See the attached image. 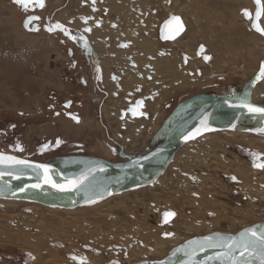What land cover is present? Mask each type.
<instances>
[{
	"label": "rangeland",
	"instance_id": "374dc122",
	"mask_svg": "<svg viewBox=\"0 0 264 264\" xmlns=\"http://www.w3.org/2000/svg\"><path fill=\"white\" fill-rule=\"evenodd\" d=\"M56 1L50 0L54 5L53 8L60 10L56 6L58 5ZM71 3L72 7L68 9L74 10L73 15L78 8V0L67 1L66 5L69 6ZM124 15H121L122 20L126 18ZM111 17L116 18L117 15L113 14ZM125 20L131 21L129 16ZM217 21L221 22L219 19ZM217 21L213 20V23L216 25ZM205 27L208 28V25ZM122 29H128L126 33H129L130 40L135 44L133 49L140 51L136 59L139 65H142L140 61L146 62L147 55L154 56L162 48H172V54H175L170 61L164 60V62L168 61L170 67L174 69L172 73L167 68V76L161 74L157 63L149 62L156 68L158 73L156 79L161 78L165 84L167 89L165 94L169 95L165 102L171 105L170 108L165 107V110L161 108L162 114L156 121V125H150V121H143V127L146 129L143 132L136 133L138 127H130L129 132L124 133L130 141L119 136V142L125 143V150H129L125 155H129L130 152L144 155L162 141V138L154 140L153 137L160 129L164 118L171 114L177 103L204 91V85H202L191 88L190 93L179 96L184 88L176 85L188 83L191 79L177 72L175 66L179 62V54L175 53V50L180 52L185 49L188 52L187 46L194 49L197 44L204 41L201 42L200 38L198 40L192 38L196 35L195 27L190 28V31L180 39V43L183 42L175 47V50L172 45H159L158 48L156 39L154 42L155 34H149V37L144 35L138 39L130 33L128 25H122ZM109 30L106 31L107 37L112 36ZM216 32H212L215 34L213 36L215 42L218 41L216 39L218 32ZM44 34H40L38 39H33L20 31L21 43L37 44V73L31 76H28L27 72L24 74L28 59L26 53L22 52V73L19 81L9 77L15 79H10V84L15 86V94L8 92L7 88L2 94L0 93V126L8 123L19 125L20 144L26 147L27 156L35 162L58 161L78 155L82 152L81 150L84 151V157L108 159L113 163L124 162L118 154H113L114 150H110L111 155L106 154V147L112 146V139H118L117 134L121 130L118 128L117 115L108 117L107 125L110 128L105 130L96 113L91 112L89 108L96 104L95 101L99 104L100 100L96 99L98 97L95 98L88 93L85 96H73L68 94V90L54 91L60 95L58 98L61 102L73 98L75 103L77 101L85 103L86 110L90 111L88 114L84 108L79 110L75 105V110L81 112L80 116L83 119L82 125L78 126L63 116L56 117L54 113L46 109L50 104V96H47L46 91L50 89V82L53 83L57 79L54 75L46 73L50 64L49 60L66 57V55L64 47L58 40H49L50 45L44 44L45 40L42 38ZM204 34L202 33L201 37H204ZM204 40L208 42L205 37ZM219 45L220 40L215 47ZM158 62L161 67L163 61ZM254 64L257 66L258 60H254ZM12 65V62L7 63L9 67L6 68V72L10 73ZM55 65L56 63H53V67H56ZM194 65L193 67L198 70L202 69L197 66L199 64ZM231 68L234 72L233 75L228 76L227 80L220 81L223 67L220 69L221 73H215L217 76L213 78L218 79L209 82L214 86L218 85V87H212L215 89L213 93L224 92V86L228 84H247L246 80L250 75L247 78L237 77L235 76L237 66L233 65ZM203 70L205 72V69ZM129 71L132 74L139 73V69L137 72ZM240 87L242 88L241 85ZM257 89L255 91L257 94L258 91L264 92V85ZM78 90L77 86L73 91ZM237 96L236 94L232 97ZM85 99L86 102H84ZM249 100L257 105H264L262 98L253 100L250 97ZM112 101V98H107V108L112 107L114 104ZM113 110L114 108L105 110L104 117H107V111ZM150 114L155 113L150 112ZM138 121L140 120L130 123L133 125L139 123ZM247 125L252 127L253 124L249 121ZM63 126L66 131L62 132ZM263 133L219 132L206 135L184 146L176 154L162 178L154 185L128 188L105 201L89 206L65 209L27 200L0 199V255H5L4 258L0 256V264H38L37 257L47 259L48 264H77L71 256L82 253L90 259L88 264H135L142 259L164 258L175 246L194 237L217 232L235 234L242 229L262 223L264 222V168H253V162L248 155L241 153L239 149L261 154L260 163H264ZM56 137L62 140L64 147L58 152L39 156V145L47 141L53 142ZM163 138L165 140L166 136ZM79 147L81 150L78 149ZM233 177L235 180L232 179ZM166 211L173 212L175 215L169 223L165 224L162 222V213ZM163 235L168 237L164 238ZM189 246L192 244L186 245L187 252ZM193 251H190L188 255ZM12 253L25 255L28 259L24 262H19L16 257L8 260L7 255ZM183 259L180 258L181 261Z\"/></svg>",
	"mask_w": 264,
	"mask_h": 264
},
{
	"label": "flooded vegetation",
	"instance_id": "af4514ba",
	"mask_svg": "<svg viewBox=\"0 0 264 264\" xmlns=\"http://www.w3.org/2000/svg\"><path fill=\"white\" fill-rule=\"evenodd\" d=\"M67 1L72 2V0H57L56 3L58 5L56 6L60 8V10H57L53 8L54 5L50 0H43V7H40L36 3V0H31L28 10L25 11L21 6L14 3V0H0V85L2 86L0 93L2 94L4 92L3 90L7 88L8 92L13 95L15 94V86L10 84L11 78L9 77H14L16 81H19L22 73V52L26 53L25 55H27L28 59L24 74L27 72L28 76H31V74L37 73V44H33V42L27 44L21 43L20 31L25 36L33 39H38L40 34L45 33L42 38L45 40L43 43L47 45H50L49 40H58L60 45L65 49L64 54L66 57L51 58L49 60L50 64L46 73L48 72V75H54L57 79L53 82L55 85L50 82V89L46 91L48 92L47 96H50V104L46 109L54 113L56 117L63 116V118L70 120L78 126L82 125L83 119L80 116L81 112L79 113L75 110V105L78 106L79 110L83 108L86 110L87 106H85V103H78V101L75 103L73 98L61 102L58 98L60 95L54 91L65 92V90H68V94H72L73 96H85L88 93L93 97L95 96V98L98 97L96 99L100 100L99 104L95 101L96 104L88 108L91 109V112L96 113L105 130L110 128L107 125L108 117L117 115L119 121H117L119 124L118 128L121 130L117 134L118 139H112V146L108 145L106 147L105 151L107 155H111L110 150H114L113 154H118L124 162L128 157L136 158L142 156L133 154L132 152L129 155H125L129 150H125V143H122V145L119 142L120 137L126 141H130L124 136V133L129 132L130 127L139 125L143 121H150V125H156V121L162 114L161 108L164 109L166 107L168 109L171 106L163 100L167 89L161 78L156 79L158 73L152 63L166 59L170 61L173 55H175L172 54L173 49H159L154 56L147 55L145 57L146 62L140 61L142 65H139V61L136 59H138L137 55L140 51L134 50L135 48L133 46L135 44L130 40L129 33H126L128 29H122V25H128L130 33L138 39L144 37V35L149 37V34H155L154 42L156 39V47L159 45H172L174 46V50L175 47L181 45L183 41L180 43V39L190 31V28L194 29L196 27V35L192 38L195 40L200 38L201 42L202 40L204 42L197 44L194 49L187 46L186 49H188L189 53L185 49L180 50V52L175 50V53L177 52L179 54V62L175 65L177 72H181L187 78L191 79L188 83L176 85L177 87L184 88L179 93V96L190 93L191 88L204 85V91L199 95L234 98L232 96L244 93L249 94L253 100L255 98L264 99V92L258 91V94L255 92L257 88L264 85V77L257 79L260 75L262 65L264 66V35L258 32L253 26L257 11L255 0H249V2L248 0H78V8L73 15L72 12L74 10L68 9L70 6L72 7V3L68 6L66 5ZM261 4L264 5V0H261ZM65 7L67 9H64ZM122 7L126 9L124 10ZM245 11L251 13L252 19L245 17ZM121 13L125 14L124 17L126 19L129 16L131 21L122 20ZM113 14H116L117 17L112 19L111 16ZM119 14L120 17H118ZM219 15L224 18V22H218L217 18L213 19V17ZM173 16L180 17L183 30L173 40L162 41L160 39V32ZM32 17H38V19H31ZM191 17L192 20H190ZM213 20L217 21L216 25L213 23ZM26 22H28V27H25ZM57 23L62 28H55ZM257 23L259 27L264 28V14L261 15ZM206 25H208V28L205 27ZM230 25L232 26L230 27ZM49 28L53 30L48 31ZM167 28L175 31L178 26L173 23L168 25ZM86 29H90V31H86ZM108 29H110L109 34L113 37L105 36L107 35L106 31ZM215 30L225 34L223 46L231 42L238 43L241 49L240 55L245 56L244 58L238 59L237 64L233 60L230 61L225 54L224 57H220L211 53V37L209 36L207 38V42V40H204V37H201V34L203 32H216ZM65 32L68 35H65ZM213 44L215 45L217 42L213 41ZM202 47L203 51H201ZM129 52L131 53L128 54ZM205 57H210V59L206 60ZM254 60H258L257 66H255ZM9 62H12L14 65L10 67V73L9 71L6 72V68L9 67L7 63ZM53 63H56V67H53ZM195 63L199 64L197 66L202 69L198 70V68L193 67ZM233 65L237 66L235 70L237 75L235 76H244L247 78L250 75L246 80L248 81L247 84H228L224 86V92L213 93L215 89H212V87H218V85L214 86V84L209 82L218 79L216 77L213 78L217 76L215 73L220 72L221 67H223L222 73L220 72L222 75L220 81L227 80L228 76L233 75L234 70H231V66ZM138 69L139 73L135 74L129 71L137 72ZM203 69H205V72H203ZM163 70L164 67L161 71ZM151 83L152 85H149ZM257 83L259 84L257 85ZM77 86L79 90L74 92L73 90ZM90 86L91 88H89ZM86 88L87 92H85ZM187 89L189 91H185ZM195 96L198 95H194L191 98ZM108 97L112 98V103H114L110 108L106 107ZM191 98L179 101L175 108ZM138 101L143 102L142 107H136ZM84 102H86V99ZM148 107L155 108V111H151V113L155 114H150ZM113 108L114 110L107 111L108 115L104 117L105 110ZM132 110L138 111V113L142 112L144 115L132 119L129 115ZM86 113L88 114L90 111L86 110ZM169 116L164 118L160 129ZM73 117L76 119H73ZM137 120H140L137 124L132 125L130 123ZM144 129L145 127L139 126L136 129V133L143 132L146 130ZM61 131H66L65 126L61 127ZM157 133L153 137L154 140L155 138L158 139L156 136ZM20 137L21 133L18 124L8 123L5 126H0V152L32 161L29 158L30 156H27L26 147L20 144ZM57 141H60V143L57 144ZM39 146L38 154L42 156L47 153L60 151L64 147V144L61 139L56 137L53 142H43ZM78 149L81 150L80 147ZM240 149L239 151L241 153L248 155L251 162H254L255 159L252 154H257L258 157L260 156L259 153H251L245 149ZM81 151L78 155L69 157H84V151ZM260 162L261 159L259 157V159H256V163ZM252 167L255 168L254 166ZM164 213H162V222H164ZM190 240H187V242ZM184 243L186 241L179 245ZM192 247L193 244L188 247V252L186 248L181 256L184 258L182 261H186L187 257L190 256L188 253ZM173 249L169 251L165 258L168 257ZM7 256L6 258L8 260L16 257L19 262H24L28 259L25 255L18 253H12ZM177 256L175 257L176 262H178ZM2 257L4 258L5 255ZM72 257H76L75 260H72L77 264H81V261L86 264L90 262V259L83 253ZM165 258L154 260L142 259L137 264L144 262L149 264L150 262L162 261Z\"/></svg>",
	"mask_w": 264,
	"mask_h": 264
},
{
	"label": "water",
	"instance_id": "95a60500",
	"mask_svg": "<svg viewBox=\"0 0 264 264\" xmlns=\"http://www.w3.org/2000/svg\"><path fill=\"white\" fill-rule=\"evenodd\" d=\"M176 32L177 29L174 31L163 27L160 39L162 41L173 40L165 37L172 36ZM248 106L264 108V106L244 103L239 96L234 98L211 95L195 96L178 105L158 131L157 138L166 136L165 140L163 138L155 148L146 154L136 158L128 157L122 163H112L105 159L92 157H67L68 159L64 158L59 162L39 163L0 152L4 156L24 161L22 164L10 161L0 163V173H3L0 178V187L9 190L6 196H10L12 193L18 196L41 194L61 208L70 209L85 203L100 202L129 187L151 186L162 178L176 154L193 141L219 132H263L264 114L250 112ZM136 112V115H133V111L129 113L132 119L140 117L138 111ZM247 121L252 122V127L247 125ZM205 125L212 130H205ZM198 129L199 132H197ZM73 160L79 162V166H66ZM255 169L260 168L255 167ZM89 187L92 189V193H81L83 189ZM173 218L174 216L169 219L168 223ZM254 228L259 233L264 230V223L255 224L235 234L214 233L194 238L177 247L166 259L149 264H172L171 261L174 257L183 251L188 243L196 242L198 246L206 245V238L217 236L238 239L242 232ZM223 251L227 250L206 247L199 254H190L186 261L179 260L174 264H221L223 257L220 254ZM231 255L235 257L237 264H260L259 259L255 256H249L246 253L242 257L239 249H233Z\"/></svg>",
	"mask_w": 264,
	"mask_h": 264
},
{
	"label": "snow or ice",
	"instance_id": "6c2138e0",
	"mask_svg": "<svg viewBox=\"0 0 264 264\" xmlns=\"http://www.w3.org/2000/svg\"><path fill=\"white\" fill-rule=\"evenodd\" d=\"M31 0H14V3L21 6L25 11L28 10L29 3ZM36 3L43 7V0H36ZM255 3L257 4V11L255 13V21L253 23V26L256 28L258 32H260L262 35H264V28L259 27L258 21L261 18V15L264 14V5L261 4V0H255ZM245 17L252 19L251 13L248 11L244 12ZM31 19H38V17H32ZM175 23L178 28L177 32L173 34L172 36L165 37L169 39H174L175 35H178L180 31L183 30V25L181 22L180 17L173 16L165 25V27H168V25H171ZM25 27H28V22L25 23ZM55 28H62L61 25L57 24L55 25ZM52 28H49L48 31H52ZM86 31H90V29H86ZM65 35H68L67 32H65ZM82 39V38H81ZM201 51H203V47L201 48ZM205 59H210V57H205ZM261 77H264V66L261 68L260 75L257 77V79H260ZM143 102L138 101L137 102V108L142 107ZM250 112H256L264 114V108H254L251 106H248ZM133 111V115H136L137 112L135 110ZM139 115H144V113L140 112ZM73 119H76L73 117ZM205 130L211 131L212 129L207 128L205 125ZM200 130L198 129L197 132ZM60 141H57V144H59ZM255 159L253 162V166L257 168H264V163H256V159H259L257 154H252ZM5 161H10L15 164H22L24 161L16 160L14 157L10 156H4L3 154H0V163H3ZM42 167V166H37ZM3 173H0V178H2ZM235 180V177L232 178ZM175 213L173 212H165L163 214L164 216V223H168L169 219L173 217ZM196 243V242H194ZM206 247H212V248H220V249H226L227 251H223L220 255L223 257L221 259V264H237V260L235 257L231 255L233 249H239L240 255L243 257L247 253L249 256H255L257 259H259L260 264H264V230L257 233L256 229H249L245 232H242L239 235V238H233V237H224V236H217L215 238L209 237L206 238V245H202ZM72 259H76V257H72ZM81 264H83V261H81Z\"/></svg>",
	"mask_w": 264,
	"mask_h": 264
},
{
	"label": "bare ground",
	"instance_id": "6f19581e",
	"mask_svg": "<svg viewBox=\"0 0 264 264\" xmlns=\"http://www.w3.org/2000/svg\"><path fill=\"white\" fill-rule=\"evenodd\" d=\"M121 2V1H120ZM248 2H249V0H248ZM122 3V2H121ZM123 6V5H122ZM127 7V6H126ZM123 8V7H122ZM118 9V8H117ZM124 9V8H123ZM126 9V8H125ZM124 9V10H125ZM119 10V9H118ZM118 10H117V12H118ZM120 12V11H119ZM117 14V13H116ZM122 14V13H121ZM118 15V14H117ZM119 16H120V14H119ZM125 18V17H124ZM126 19V18H125ZM121 30V29H120ZM171 62H173V61H171ZM157 64H158V67H159V70H160V72H161V74L164 76H167L168 75V71H167V68H169L170 70H171V72L173 73L174 71V69H173V67L171 66L170 67V65H169V63H168V61H166V62H164V60H163V65L160 67V62H157ZM263 66V65H262ZM163 67H164V70L163 71H161V69H163ZM239 97H241L242 98V101L244 102V103H252V104H255V103H253V102H251L249 99H250V95L249 94H244V93H242V94H239L238 95ZM252 120H254V119H252ZM247 122H249V121H247ZM246 122V123H247ZM263 132H264V130H263ZM264 134V133H263ZM163 139V138H162ZM157 146V145H156ZM155 146V147H156ZM151 151V150H150ZM66 159H68V158H66ZM63 161L64 159H60V160H58V162L59 161ZM82 164V163H81ZM66 166H68V167H74V166H79V162H77L76 160H73V161H70V162H68V164L66 165ZM6 181H8L9 182V180L8 179H6ZM159 181V180H158ZM129 188H132V187H129ZM136 188H138V187H136ZM128 189V188H127ZM9 192V190L8 189H6V188H4V187H0V199H3V198H11V200H27V201H32V202H36V203H40V204H42V205H45V206H50V207H60V206H58V205H56V204H54V203H52V201L51 200H49V198L48 197H46L45 195H41V194H35V195H22V196H18L17 194H13L12 193V195H10V196H6L7 195V193ZM92 193V189L89 187V188H85V189H83L82 191H81V193ZM95 194H97L96 192H95ZM5 200H9V199H5ZM105 200H107V199H105ZM105 200H103V201H105ZM102 202V201H101ZM99 203V202H98ZM93 203H85L84 205H80V206H78V207H85V206H89V205H92ZM61 208V207H60ZM74 207H72L71 209H73ZM262 223H264V222H262ZM253 226V225H252ZM217 233H219V232H217ZM227 234V233H226ZM208 235H211V233H209V234H207L206 236H208ZM200 237H205V235L204 236H200ZM197 238V237H196ZM190 240V239H189ZM191 241V240H190ZM192 244H193V247L192 248H190V251H193V249L195 248V250L193 251V254H199L201 251H202V249H203V251H204V249L206 248V247H204V246H202V245H197L196 243H194V242H191ZM198 246V247H197ZM33 250H35V249H33ZM206 252V251H205ZM166 256V255H165ZM165 258V257H164ZM164 260V259H163ZM37 261H38V264H48V261H47V259L46 260H43V259H38V257H37ZM174 263H176V258L174 259ZM135 264H137V263H135ZM217 264H220V263H217Z\"/></svg>",
	"mask_w": 264,
	"mask_h": 264
},
{
	"label": "crops",
	"instance_id": "0c3cea01",
	"mask_svg": "<svg viewBox=\"0 0 264 264\" xmlns=\"http://www.w3.org/2000/svg\"><path fill=\"white\" fill-rule=\"evenodd\" d=\"M220 17L219 18H217V20L219 19L221 22H224V18L221 16V15H219ZM216 17H218V16H216ZM216 17H213V19L214 18H216ZM198 20V19H197ZM232 25H230V27H231ZM203 33H205L203 36L205 37V38H208L209 36L211 37V40H212V44H211V49H210V51H211V53L212 54H216V55H218V56H220V57H224V54H225V56L231 61V60H233L234 61V63L236 62V64H237V61H238V59H240V58H244V56L245 55H240V51H241V49H240V47H239V45H238V43H236V42H231V43H228V45H224L223 46V41L225 40V34L223 33V32H220V31H218V35L216 36V39L218 40L217 41V44H219V40H220V45L218 46V47H215V45L213 44V41H214V38H213V36L215 35V34H212V32H203ZM215 33V32H214ZM217 33V32H216ZM168 96L169 95H167V94H165V96H164V98H163V100L164 101H167V98H168ZM153 109H155V108H153V107H148V111L149 112H151ZM143 125H144V122H141L140 123V125H136L137 127H139V126H141V127H143ZM135 127V126H134ZM133 127V128H134ZM167 235H169V234H167ZM167 235H163V237L165 238V237H168ZM168 240H171V239H168ZM183 245V244H182ZM179 246H181V245H179ZM179 246H177V247H179ZM176 247V248H177ZM175 248V249H176ZM174 251V250H173ZM172 251V252H173ZM185 252V251H184ZM184 252H180V253H178L176 256L178 257V261L180 260V258H181V256L183 255V253ZM170 255V254H169ZM168 255V256H169ZM175 256V257H176ZM175 257H174V259H175ZM174 259L171 261V263L172 264H174ZM177 263V262H176Z\"/></svg>",
	"mask_w": 264,
	"mask_h": 264
}]
</instances>
